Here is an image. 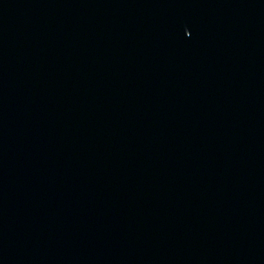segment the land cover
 I'll return each mask as SVG.
<instances>
[{
    "label": "water",
    "instance_id": "95a60500",
    "mask_svg": "<svg viewBox=\"0 0 264 264\" xmlns=\"http://www.w3.org/2000/svg\"><path fill=\"white\" fill-rule=\"evenodd\" d=\"M264 130V0H0V212Z\"/></svg>",
    "mask_w": 264,
    "mask_h": 264
}]
</instances>
